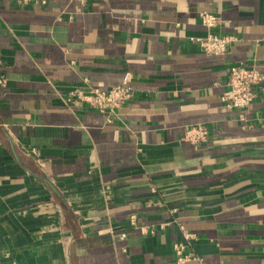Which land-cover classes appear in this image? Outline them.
<instances>
[{"label": "crops", "instance_id": "crops-1", "mask_svg": "<svg viewBox=\"0 0 264 264\" xmlns=\"http://www.w3.org/2000/svg\"><path fill=\"white\" fill-rule=\"evenodd\" d=\"M204 12L228 55L192 41ZM235 63L264 74V0H0V264H175L180 225L189 264H264V87L227 109ZM127 77L115 114L66 101Z\"/></svg>", "mask_w": 264, "mask_h": 264}, {"label": "built area", "instance_id": "built-area-1", "mask_svg": "<svg viewBox=\"0 0 264 264\" xmlns=\"http://www.w3.org/2000/svg\"><path fill=\"white\" fill-rule=\"evenodd\" d=\"M20 6L29 4L46 5L49 0H15ZM73 17L70 16L69 20ZM201 21L206 28L204 37L192 38L200 46L202 52L214 56H226L230 52L232 44L237 40L234 36L221 35L215 29L220 19L214 14L202 13ZM6 83L5 78H0V85ZM264 87V74L255 66L245 63L231 64L228 69V80L226 90L221 101L230 110H238L241 113L248 110L259 91ZM136 89L132 80L127 77L118 86L109 89L75 87L67 95L66 101L77 109H89L101 114H115L119 109L131 102L136 96ZM241 119L244 117L241 115ZM210 130L204 124H196L187 127L183 141L191 144L195 149L202 148L209 142ZM36 155V151L32 150ZM136 216L132 214L130 222L136 225ZM179 231L182 240L173 245L175 264H189L201 261L200 257L192 250V245L198 236L180 225ZM154 233V230L151 231ZM125 237V234L122 235Z\"/></svg>", "mask_w": 264, "mask_h": 264}]
</instances>
